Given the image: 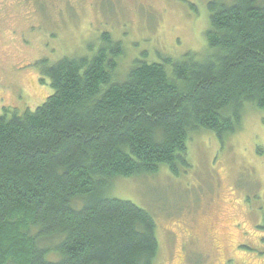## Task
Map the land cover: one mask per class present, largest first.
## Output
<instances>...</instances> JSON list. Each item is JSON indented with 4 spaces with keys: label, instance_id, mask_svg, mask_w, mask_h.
<instances>
[{
    "label": "trees",
    "instance_id": "16d2710c",
    "mask_svg": "<svg viewBox=\"0 0 264 264\" xmlns=\"http://www.w3.org/2000/svg\"><path fill=\"white\" fill-rule=\"evenodd\" d=\"M208 6L204 58L138 60L120 81L124 48L105 33L92 56L38 63L53 94L0 114V264L155 263L154 216L108 197L112 179L180 176L192 134L225 143L247 107L264 111V0Z\"/></svg>",
    "mask_w": 264,
    "mask_h": 264
},
{
    "label": "rangeland",
    "instance_id": "374dc122",
    "mask_svg": "<svg viewBox=\"0 0 264 264\" xmlns=\"http://www.w3.org/2000/svg\"><path fill=\"white\" fill-rule=\"evenodd\" d=\"M210 1L0 0V114L34 111L53 94L39 60L92 56L105 33L124 48L120 81L138 60L204 58ZM188 160L180 176L161 166L113 178L107 190L154 216V264H264V111L247 107L242 129L225 143L212 132L192 134Z\"/></svg>",
    "mask_w": 264,
    "mask_h": 264
},
{
    "label": "flooded vegetation",
    "instance_id": "af4514ba",
    "mask_svg": "<svg viewBox=\"0 0 264 264\" xmlns=\"http://www.w3.org/2000/svg\"><path fill=\"white\" fill-rule=\"evenodd\" d=\"M41 61H43V59L42 60H39L38 63L41 62Z\"/></svg>",
    "mask_w": 264,
    "mask_h": 264
}]
</instances>
